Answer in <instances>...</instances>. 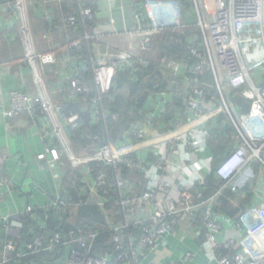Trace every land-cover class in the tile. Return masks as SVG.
<instances>
[{"label":"built area","instance_id":"2783aa9c","mask_svg":"<svg viewBox=\"0 0 264 264\" xmlns=\"http://www.w3.org/2000/svg\"><path fill=\"white\" fill-rule=\"evenodd\" d=\"M210 1H213L214 9L210 7ZM193 4V8L181 12L164 0H146L138 9L133 4L136 25L126 30L127 37H118L117 57H101L91 68L79 64L85 59L82 52L83 40L94 41L96 36L107 30L100 23L94 32L89 30L82 33L79 23L93 21L95 10L92 7H79L77 13L65 17L68 30L65 52H68L67 61L75 69L53 88H48L45 83L42 69L44 65L56 62V54L33 48L31 36H28V52L22 61L29 62L35 74L40 77L38 81L42 84L43 94L35 96L24 89H12L9 92L10 107L2 104L0 112L6 117L25 113L34 117L38 114L37 104H41L45 109L40 111L39 116L52 118L53 113L55 118L60 119L58 122L64 121L63 127L57 122L54 127L61 147L54 144L55 139L51 137L49 125L45 124L47 128L43 130V139H47L49 145L37 157L48 163L59 186L54 200L46 207L28 206L26 213L34 220L38 218L36 210H43L48 218L51 209L67 210L70 206L84 203L104 207L108 202L111 189H105L106 174L103 172L94 178L89 175L88 168H82L90 160L100 156H88L84 152L75 151L69 131L78 125L81 118L78 113L65 114L63 106L73 102L87 104L90 101L91 107L88 109L98 119L102 96L113 88L118 69L126 64L147 63V60L138 61L131 53L132 36L146 35L147 38L141 42V47L145 48L147 41L153 40L155 35L165 34L169 30L187 31L195 28L201 34L199 39L204 54L196 43L189 47L191 53L199 59V63L191 68L174 59H162L182 82L188 84L191 98L188 101L185 123L176 129L154 135L151 139L155 141L151 143L139 126L134 132L138 139L136 142L128 138L123 144L111 148L110 154L107 151L102 153L103 157L111 158V163L116 167V203L122 220L110 225L109 229L115 250H107L105 254L94 251L99 231L93 227L73 229L68 235H62L57 228L58 231L52 235L29 239L25 235L22 216H4L0 219V229L4 233V239L0 234V264H10L30 254L45 251L60 255L55 264H151L153 261L150 257L155 255L158 247L166 250L164 264H264V0H193ZM191 13H194L193 16ZM111 21L115 22V19ZM254 25L259 26L258 35L246 29ZM142 29L148 31L139 33ZM134 31L137 32L135 35ZM195 40L198 41L195 38L193 42ZM74 49H77L76 53L73 52ZM217 66L225 72L229 92L251 102L248 113H242L225 95ZM205 69L214 75L216 87L221 94V102L212 110L203 102L206 84L200 75H203ZM253 69L258 72L256 77L252 75ZM85 71L91 73L95 88V96L90 99L88 96L93 92L92 85L81 81ZM55 96L64 100L63 105L53 102ZM2 97L0 88V100ZM220 114L227 115L236 131L232 137L239 141L237 147L227 154L226 159L216 169L220 186L212 194L206 195L208 187L205 177H200L197 183L182 184L181 202L178 204L166 194L170 189V181L162 180L159 172L164 169L163 161L158 160L152 164L156 168H147L143 158L132 155L136 149L148 148L156 141L178 138L185 131V126L196 127ZM67 160L83 176L85 183V187L72 186L75 190L70 194L68 185H62L66 177L64 166ZM121 163L128 164L145 176L146 187L141 192L122 178V168L118 166ZM9 184L7 178H0V186ZM246 186H250V193L255 196L249 206L238 215L239 219H231L215 209L227 189L236 193L235 202H244L247 193L243 189ZM105 214L109 216L107 210ZM108 219L110 221V217ZM230 221L234 223L235 235L225 237ZM132 229L140 231L138 236L134 235ZM170 238L176 242V247L173 242L169 243Z\"/></svg>","mask_w":264,"mask_h":264},{"label":"crops","instance_id":"0c3cea01","mask_svg":"<svg viewBox=\"0 0 264 264\" xmlns=\"http://www.w3.org/2000/svg\"><path fill=\"white\" fill-rule=\"evenodd\" d=\"M76 1L77 6H80V1ZM102 2L105 3V11L101 6H99L98 10L101 14H107L105 21L96 22L92 28H88L84 23L79 24V30L82 33L89 30L94 32L97 28L96 25L102 22H104L102 24L105 25L107 30L105 33L96 36L94 41L91 39L88 41L83 40L82 52L85 55V59L79 64H83L87 68L96 65L101 57L116 58L118 54L116 48L118 37L123 35L127 37L126 30L132 29L136 25L133 16L135 12L133 4L137 3L136 0H101ZM55 4H51L55 8L54 11L50 9V2L47 0H13L8 8L0 6V88L3 93L0 106L6 104L8 108L10 107L9 92L12 89H24L32 92L35 96L43 94L42 84L38 81L40 77L35 74L29 62L25 63L22 61L26 58L28 52V36H31L33 48L52 51L56 54V62L44 65L42 69L43 79L45 78L48 88H53L60 84L65 80L66 76L74 72L73 69L75 68H72L70 62L67 61L68 52H65V43L68 37L65 17L70 13H61V5L55 6ZM58 13L59 15L57 16ZM111 19H115V22H112ZM36 24L41 29H44L40 43L36 37ZM258 27V25H254L246 29L249 32L252 30V34L256 33L254 35H258V30H255ZM141 41L142 39L138 38V36L133 41L135 44L133 49L136 51L134 53L135 59L146 61L155 58L156 52L154 53L153 49L156 50V48L153 40H151V44H147L144 50H140ZM164 58L166 57L164 56ZM164 64L168 70L170 86L167 89L158 90L147 97L149 100L144 103L141 119L128 134L130 137L132 136L133 142L138 140L134 132L139 126L144 130L146 138L150 139L151 143L155 141L151 139L154 135L176 129L186 121L188 101L191 98L188 84L184 83L181 85L180 77L168 68L166 63ZM46 66L54 67L53 74H48ZM217 70L223 91L229 98L232 93L229 92L225 72L218 66ZM213 81L215 83L214 75ZM209 83V80H207V83L205 82L206 87L210 86ZM162 92H167V94L163 95ZM179 97H183L185 105L174 107L176 104L175 98ZM219 97L220 103V92ZM54 99L53 102L63 105L64 100L60 96H55ZM203 102L210 110L219 105V103L212 105L205 98H203ZM230 102L233 103L232 100ZM37 105L38 114L34 117L27 113L6 117L0 112V169L1 172L6 174V176L2 177L7 178L10 182L9 185L0 186V219L4 216H23L28 206L33 208L46 207L54 200L58 190L59 182L49 168L48 163L45 160H39L37 156L44 153L45 147L49 145L48 140L43 139V130L47 128L45 124L49 125L51 137L55 139L54 144L61 147L59 139L54 132V127L56 122L63 127L64 124L62 123L64 121L58 122L60 119L55 118L56 115L54 116L53 113L52 118L50 116H39L40 111L43 108L45 109V107L41 104ZM83 106L89 108L91 107V102L83 103ZM170 106L173 109L168 114ZM98 110L97 118L100 120L103 117L101 105H99ZM225 116L226 121L231 124L227 115ZM215 118L196 127L192 125H189L190 127L185 126V131L178 138L156 141L154 142L155 144L150 145L148 148L136 149L132 155L143 158L146 161L147 168H156L152 164L158 160L163 161L164 169L159 172L162 175V180L170 181V189L166 191V194L174 198L178 204L181 202L180 188L182 184L197 183L200 177L207 179L213 169V161L218 157L215 150V145L218 141L211 135L209 127ZM67 128V125H65V130ZM235 132L233 127L228 142V145H231L233 149L239 144V141L232 137ZM233 149H228L227 154ZM227 154L226 156H221L222 159L220 158L221 160L216 165V169L226 159ZM149 158L153 160L151 161ZM66 164L72 165L70 160H67ZM262 174L264 175V169ZM131 176V180L128 181L139 188L141 192L146 187L145 176L137 170ZM217 178L220 184V178L218 176ZM176 195H179V200H176ZM254 196V194H248L244 202H235L237 197L233 198L230 202L237 207V212L234 216L230 217L221 211L219 213L237 220L239 219L238 215L249 206ZM243 203H246V207L242 206ZM233 235H235V226L230 221L225 230V237ZM170 242H173L175 247L177 246L172 238H170ZM185 245L190 246L188 244ZM185 245H181V247H187ZM164 253H166L164 247H158L154 253L155 255H151L150 259L154 264H164L163 261L167 257Z\"/></svg>","mask_w":264,"mask_h":264},{"label":"trees","instance_id":"16d2710c","mask_svg":"<svg viewBox=\"0 0 264 264\" xmlns=\"http://www.w3.org/2000/svg\"><path fill=\"white\" fill-rule=\"evenodd\" d=\"M12 1L13 0H0V6L8 8ZM47 1L50 2V9L53 11L55 8L51 6L52 3H56L55 6L61 5V13L67 12L73 14L77 13L78 7H92L95 10V19L93 21H86V26L88 28L94 27L96 22L105 21V16H107L106 13L101 14L98 10L99 6H101L105 11V3H101V0H79L80 6H77L76 0ZM136 1V9H138L146 0ZM164 1L176 7L180 12L181 10L185 11L186 9H191L193 6V0ZM200 36L201 34L195 28L187 31L169 30L165 34L155 35L153 38V44L156 48V53L154 52L155 58L147 60L146 64L140 62L133 63L132 65L126 64L118 69L113 80V88L102 96L101 109L103 117L100 120H97L92 114V111L85 108L82 103L73 102L63 106L65 114L70 115L72 113H78L81 118L78 125L75 128H71L69 131L75 151L77 153L84 152L88 156H96L106 152L108 145L110 148H115L126 142L128 138H131L132 136L130 137L128 134L141 119L144 103L149 100L147 97L153 95V93L158 90L167 89L170 86L168 70L165 68V64L161 61V58L165 56L167 60L174 59L178 62L186 63L188 68L193 67L199 63V59L191 53L189 47L193 45V43H196L202 50L203 47L199 39ZM195 38H197V42L196 40L193 42ZM154 50L155 49H153V51ZM76 51L77 49L73 50L75 53ZM202 53L204 54L203 50ZM137 60L139 61V59ZM83 74L81 81L92 85L93 92L88 96L90 99L92 96H95L93 79L89 71H85ZM200 77L204 82L207 83V80L210 82V86H205V100L212 105L218 104L220 97L213 81L212 72L205 69L203 75H200ZM180 82L181 85L184 84L181 79ZM229 99L240 108L242 113L246 114L249 112L251 102L247 99L235 93H232ZM175 102L176 104L174 107L185 105L183 97L175 98ZM88 103H90V101ZM169 109L168 114L172 112L173 107L170 106ZM212 122L209 128L211 130V135L218 141L215 145L218 157L214 159L213 169L206 179L208 187L206 195L212 194L219 188V179L215 174L216 165L222 159V155L226 156L228 149H233L231 145H228L233 127L226 121V116L220 114ZM149 160L152 161L153 159L149 158ZM118 166L122 168V178L131 180V175L135 173V170L126 163H121V165ZM82 168H88L89 175L94 178H97L100 173L104 172L106 174L107 183L105 184V189L110 188L111 192L105 206L101 207L93 203H84L70 206L67 210L51 209L48 212V218H46V214L43 210H36L38 215L37 220L31 218L29 213H25L22 216L25 224V235L29 239H34L40 235H52L56 232L57 228L62 235H68L73 229L93 227L99 231V236L95 241L94 251L98 254H105L107 250L113 252L115 247L111 242L112 233L109 231L110 225L116 224L122 220V214L119 212V206L116 203L118 198V191L115 187L116 172L114 168L116 167L111 164L108 156H100L90 160L87 164L83 165ZM64 171L66 177H64L62 185H65L67 182L69 183H67V188L69 190L68 194H70V192L73 193L72 191L75 190L72 186L85 187V183L83 182L84 178L75 167L66 164L64 166ZM243 190L247 195L251 194L250 186H246ZM101 192H103V190H101ZM236 197L237 195L235 192L227 189L225 191V196L218 200V205L215 209L224 212L230 217L234 216L237 212V207L232 205L230 201ZM239 197L241 198L240 195ZM175 198L176 200L180 199L179 195H176ZM245 205L246 203L242 204L243 207H246ZM105 210L108 211L109 216L105 214ZM108 217H110V221ZM132 230L134 235L138 236L140 231L137 229ZM0 234L2 239H4V233L1 229ZM1 250L2 245L0 244V251ZM59 257L60 255L56 253L45 251L42 253L30 254L22 259L12 261L10 264H55Z\"/></svg>","mask_w":264,"mask_h":264},{"label":"rangeland","instance_id":"374dc122","mask_svg":"<svg viewBox=\"0 0 264 264\" xmlns=\"http://www.w3.org/2000/svg\"><path fill=\"white\" fill-rule=\"evenodd\" d=\"M210 7L212 8V9H214V3H213V1H210ZM193 14L194 13H191V16H193ZM264 27V26H263ZM105 30V29H104ZM197 31H198V29H196ZM201 30V29H200ZM255 30H258L259 31V27L258 28H256ZM145 31H148V29H142V31L141 32H139V33H143V32H145ZM35 32H36V37H37V40H38V42L40 43L41 42V40H42V32H44V29L42 28L41 29V27L40 26H37V24L35 25ZM134 33V35H135V33H137L136 31H134L133 32ZM138 35V34H137ZM132 38V40L130 39V44H131V53H136V51L133 49L134 48V43H133V41H134V39L136 38V36H132L131 37ZM138 38H141L142 39V43L144 42V40H145V38H147V36L146 35H138ZM263 40H260V42H262ZM74 43V42H73ZM142 43H141V46H142ZM147 44L149 45V44H151V40L150 41H147ZM261 45H262V43H261ZM145 48H142L141 47V49L140 50H144ZM143 52V51H142ZM154 52H156V50H154ZM21 60V59H20ZM53 70H54V67L53 66H46V71L48 72V74H53ZM252 72V75L254 76V77H256L257 76V71L256 70H252L251 71ZM99 156H102V154H100ZM106 157V156H105ZM0 176L2 177V176H6V174L5 173H3V172H1V169H0ZM0 177V178H1Z\"/></svg>","mask_w":264,"mask_h":264},{"label":"water","instance_id":"95a60500","mask_svg":"<svg viewBox=\"0 0 264 264\" xmlns=\"http://www.w3.org/2000/svg\"><path fill=\"white\" fill-rule=\"evenodd\" d=\"M107 152L110 154V152H111V148L109 147V145H108V147H107ZM110 160H111V158H110Z\"/></svg>","mask_w":264,"mask_h":264}]
</instances>
